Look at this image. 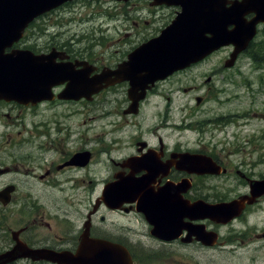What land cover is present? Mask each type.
Listing matches in <instances>:
<instances>
[{"label": "flooded vegetation", "instance_id": "obj_1", "mask_svg": "<svg viewBox=\"0 0 264 264\" xmlns=\"http://www.w3.org/2000/svg\"><path fill=\"white\" fill-rule=\"evenodd\" d=\"M144 1L150 14L159 9L178 13ZM163 27L147 39L158 36ZM29 42L23 38L12 48L31 50ZM75 42L32 49L57 69L58 75L50 74L39 84L46 89L44 94L33 101L0 100V255L18 242L37 251L36 259L8 264H148L155 256L151 247L135 238L144 234L128 226L137 222L165 251L160 264H264V143L220 136L229 120L226 115L206 122L187 123V118L176 122L169 109L176 92L170 89L166 95L160 89L221 51L150 89L131 92L130 83L123 81L90 99L83 94L67 97L65 90L80 80L94 81L112 73L131 51L125 60L104 63L75 50ZM223 66L210 71L205 85L212 96H196L198 109L208 98L215 103L229 101L221 96L223 89L212 88L217 76L228 80L229 69ZM111 91L122 95L121 106L105 104L90 117V107L103 105L101 100ZM153 98L164 99L166 106L154 127L147 110ZM213 121L215 131L198 127ZM195 124L196 130H177ZM185 131L194 133L195 139L181 137ZM176 133L180 139L173 141ZM91 187L92 192L101 189L90 211L80 206L78 219L84 222H74L71 209L53 211L40 199L65 188L79 192L84 205ZM107 187L115 188L114 199ZM53 197L48 196L50 204ZM15 213L20 214L17 229L8 225ZM110 224L115 227L103 229ZM178 249L179 258H172L169 251Z\"/></svg>", "mask_w": 264, "mask_h": 264}, {"label": "rangeland", "instance_id": "obj_2", "mask_svg": "<svg viewBox=\"0 0 264 264\" xmlns=\"http://www.w3.org/2000/svg\"><path fill=\"white\" fill-rule=\"evenodd\" d=\"M141 6H144V8H141ZM145 6L144 0H130L128 2L119 0H76L70 2L35 22V26L28 32L29 43L32 46L31 50L51 46L48 43H55L54 45L57 47L60 45L66 46L69 45L71 40H75L77 41L73 43L75 50L82 51L84 55L91 54L94 60L98 59L100 62H113L116 64L121 60H125L128 51L130 52L134 47L144 43L151 34H155V29L165 26L174 16L173 10L162 9L150 14ZM263 42L264 26L260 27L259 34L254 40V48L251 49V47L245 51L239 57L235 66L226 68L229 69L225 70V76L228 80L225 81L220 76L216 77L212 88L216 86V90L223 89L220 90L221 96L226 95V97H229L228 102L215 103L208 98L200 109H198L196 102V96H212V90L208 85H205V82L215 66L221 68V65H224L223 67H225V59L232 51L228 47L221 49L220 53L200 68L191 71L185 70L168 82L163 83L160 89L164 94L169 95L170 89L176 92L172 94V103H168L170 104V116L178 123L183 118H187V123H194L215 120L214 117L226 115L229 120L224 123V133L220 136L226 138L228 136V140L231 141L232 136H239L240 139L243 137L244 140L263 144L264 139L261 138H264V56L262 55V53L264 54V47H261V52L259 51L260 47L257 46ZM203 85L205 86L202 87ZM121 96L120 93L109 92L101 100L104 103L103 105L90 107V109H93L89 114L90 117L99 114L105 104L106 106L110 105L112 108L120 107L119 100ZM165 108L164 99L153 98L151 103L148 104L147 110L152 127L158 122V114L166 112ZM182 108H184V111H182ZM214 122L201 123L200 126L195 124L177 130H196L197 125L201 130L215 131ZM165 132L169 133L164 130L163 133ZM179 136L180 134L176 133L172 140H178ZM182 136L186 140H192L196 137L194 133H187L186 131L185 133L182 132ZM92 189V187L89 189L90 194L85 192L90 196V199L87 198L84 205L79 202V192L71 193L65 188H57L47 195L44 193L40 196V199L53 211H70L71 209L73 221L82 222L83 218L78 219L80 206L83 211L84 208L90 211L93 207L92 202L101 188H94L93 192ZM71 194H73V200H69ZM49 195L54 196L52 200H49L53 204L48 202ZM19 216V213L11 216L8 225L17 229ZM128 226L144 234L135 238L141 239L151 247L150 250L155 256L148 264H160L165 251L145 234L147 232L146 228L137 222H131ZM112 227L115 226L110 224L109 227L104 226L103 229L108 231ZM169 253L172 258L177 259L180 250H170ZM196 257H199V255L194 256V258ZM190 258L192 259V257Z\"/></svg>", "mask_w": 264, "mask_h": 264}, {"label": "water", "instance_id": "obj_3", "mask_svg": "<svg viewBox=\"0 0 264 264\" xmlns=\"http://www.w3.org/2000/svg\"><path fill=\"white\" fill-rule=\"evenodd\" d=\"M69 1L73 0H0V98L29 100L45 91L39 84L45 82L50 73L56 74V69L45 64L43 57L29 51L5 55V50L23 37L24 30L36 18ZM153 1L155 5L179 6L182 11L158 38L136 49L129 61L120 66L118 81H130L132 92L144 90L149 83L154 84L229 45L234 46V51L225 66L233 67L256 35L257 25L264 23V0L235 1L229 8L227 0ZM249 13L256 15L251 21L245 19ZM93 86L69 88L67 92L89 91L92 94L102 88L101 85ZM106 192L113 198L115 188L107 187ZM104 251L109 250L104 248ZM36 252L18 244L0 255V264L22 257L34 258Z\"/></svg>", "mask_w": 264, "mask_h": 264}, {"label": "trees", "instance_id": "obj_4", "mask_svg": "<svg viewBox=\"0 0 264 264\" xmlns=\"http://www.w3.org/2000/svg\"><path fill=\"white\" fill-rule=\"evenodd\" d=\"M33 26H35V24H34ZM253 45H254V43L251 45V47H252V48L250 47L251 49H253V48H254V46H253ZM257 46H259V47H260V48H259V51H261V52H262V48H261V47H264V42H263V43H259ZM262 55L264 56V54H263V53H262Z\"/></svg>", "mask_w": 264, "mask_h": 264}]
</instances>
